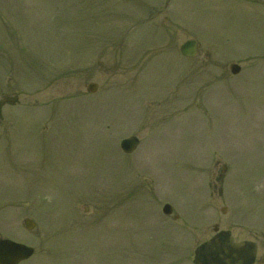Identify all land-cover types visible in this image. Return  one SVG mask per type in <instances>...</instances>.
<instances>
[{"label":"rangeland","instance_id":"374dc122","mask_svg":"<svg viewBox=\"0 0 264 264\" xmlns=\"http://www.w3.org/2000/svg\"><path fill=\"white\" fill-rule=\"evenodd\" d=\"M5 97L0 238L24 264H193L215 225L263 254L264 0H0Z\"/></svg>","mask_w":264,"mask_h":264},{"label":"water","instance_id":"95a60500","mask_svg":"<svg viewBox=\"0 0 264 264\" xmlns=\"http://www.w3.org/2000/svg\"><path fill=\"white\" fill-rule=\"evenodd\" d=\"M196 45V42H188L182 47V53L186 56H193L196 53ZM231 69L234 74L240 71V68L236 65H233ZM89 90L95 92L96 87L92 85ZM7 101L9 100L0 101V117L2 106ZM137 146L138 140L136 138H130L122 143V148L127 153L133 152ZM164 211L166 214H170L171 208L166 206ZM32 226L33 224L29 222L27 228H32ZM203 252L206 264H254L257 256V246L252 242L234 243L231 237H222L220 244L206 243ZM32 253V249L14 242H0V264H18L20 261L28 259ZM260 264H264V257L261 259Z\"/></svg>","mask_w":264,"mask_h":264},{"label":"flooded vegetation","instance_id":"af4514ba","mask_svg":"<svg viewBox=\"0 0 264 264\" xmlns=\"http://www.w3.org/2000/svg\"><path fill=\"white\" fill-rule=\"evenodd\" d=\"M213 229H214V228H213ZM220 231H223V230H220ZM220 231H219V232H220ZM225 231H229V232H231L230 230H225ZM218 234H219V233H215V232H214L213 236H212L211 238H209V240L214 239V240H216V241H219L220 239H219V237H218ZM235 241H236V240H235ZM201 245H202V244H200L198 247L195 248L194 257H196L197 251H198V249L201 247ZM258 247H259V245H258Z\"/></svg>","mask_w":264,"mask_h":264}]
</instances>
